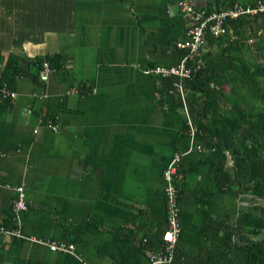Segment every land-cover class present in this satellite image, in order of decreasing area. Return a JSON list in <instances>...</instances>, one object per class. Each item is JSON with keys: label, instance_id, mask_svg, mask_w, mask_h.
<instances>
[{"label": "crops", "instance_id": "0c3cea01", "mask_svg": "<svg viewBox=\"0 0 264 264\" xmlns=\"http://www.w3.org/2000/svg\"><path fill=\"white\" fill-rule=\"evenodd\" d=\"M177 1L0 0V85L11 56L29 72L16 78L15 98L0 101V227L15 226V188L22 186V233L75 248L62 253L1 235L0 264H149L144 239L156 245L166 230L163 172L177 151L190 167L178 184L188 250L202 223L199 188L212 193L216 221L231 224L239 212L264 206L251 194L221 190L209 176L222 164L246 182L264 174V159L198 151L200 143L183 136L178 96L161 93L162 78L146 74L182 58L176 44L190 22ZM191 1L207 10L231 4ZM216 50L205 47L200 61H220ZM52 55H63L64 65L43 83L34 61ZM50 102L58 109L54 124L43 120Z\"/></svg>", "mask_w": 264, "mask_h": 264}, {"label": "trees", "instance_id": "16d2710c", "mask_svg": "<svg viewBox=\"0 0 264 264\" xmlns=\"http://www.w3.org/2000/svg\"><path fill=\"white\" fill-rule=\"evenodd\" d=\"M258 1L264 2L231 0V4L215 9L234 3L254 6ZM226 27L225 35H208L205 46L216 47V54L222 58L220 61L201 62L199 53L188 62L192 74L183 80L186 105L196 128L195 141L204 150L220 149L230 153L232 160L242 158L255 162L264 159V14L230 20ZM63 57L46 56L36 59L34 64L41 69L42 62L47 61L58 71L64 65ZM24 73H29L28 69L11 56L5 65L2 83L13 90L16 78ZM177 81L176 76L163 78L160 92L173 93ZM53 103H48L43 119L50 124L56 121L58 111ZM189 130L186 121L184 137L189 138ZM188 169L183 168L181 161L178 173L183 176ZM209 176L217 180L221 190L233 196L251 194L264 201V174L243 182L234 169L230 173L221 164L211 166ZM178 189L180 201L182 186ZM194 193L200 203L198 213L202 219L199 233L191 241L194 250H188L181 232L172 264H264V206L255 205L256 213L239 212L229 224L227 220L212 218L211 192L202 187ZM162 236L163 232L156 245L146 239L147 247L161 249Z\"/></svg>", "mask_w": 264, "mask_h": 264}, {"label": "built area", "instance_id": "2783aa9c", "mask_svg": "<svg viewBox=\"0 0 264 264\" xmlns=\"http://www.w3.org/2000/svg\"><path fill=\"white\" fill-rule=\"evenodd\" d=\"M177 6L179 10L187 16L190 25L184 40L176 44V48L182 52V58L174 65H156L146 70V74L153 75L159 78H167L176 76L179 81L174 83V91L182 105L186 114L189 125V139L194 146L196 128L192 125L189 118L186 105V89L183 84L184 79L190 78L192 68L188 62L197 56L206 46L207 36L220 37L227 33L226 24L230 20H236L242 16H255L264 14V2L258 1L254 6L234 3L227 7L207 10L197 8L191 0H178ZM53 72L50 64L47 61L42 62L39 79L41 82H46L49 74ZM70 92L74 93L75 90ZM15 91L11 90L6 83L0 85V101L14 99ZM57 131V127H52ZM196 149L201 151L203 148L200 144L196 145ZM186 153L177 151L173 153L170 163L163 172L165 181V200H166V230L162 236V247L158 251L146 250V255L149 264H172L175 255V249L179 240L182 228L180 222V203L178 184L182 180L181 174L178 173L179 165ZM16 198L13 204L15 215V226L13 228L0 227V236L7 235L18 239H26L34 242H39L48 246L52 251L72 254L74 246L62 241L53 240H37L32 237L25 236L21 231L20 214L28 209V204L25 197V191L22 186L15 188ZM146 242V239H144Z\"/></svg>", "mask_w": 264, "mask_h": 264}, {"label": "rangeland", "instance_id": "374dc122", "mask_svg": "<svg viewBox=\"0 0 264 264\" xmlns=\"http://www.w3.org/2000/svg\"><path fill=\"white\" fill-rule=\"evenodd\" d=\"M240 1H243V0H240Z\"/></svg>", "mask_w": 264, "mask_h": 264}]
</instances>
